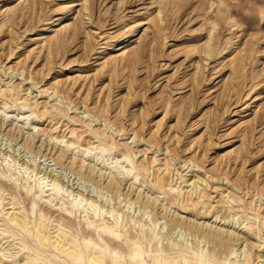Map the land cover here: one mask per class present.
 Here are the masks:
<instances>
[{"label":"rangeland","instance_id":"obj_1","mask_svg":"<svg viewBox=\"0 0 264 264\" xmlns=\"http://www.w3.org/2000/svg\"><path fill=\"white\" fill-rule=\"evenodd\" d=\"M62 232L264 264V0H0V264H71Z\"/></svg>","mask_w":264,"mask_h":264},{"label":"bare ground","instance_id":"obj_2","mask_svg":"<svg viewBox=\"0 0 264 264\" xmlns=\"http://www.w3.org/2000/svg\"><path fill=\"white\" fill-rule=\"evenodd\" d=\"M55 188V187H54ZM17 219V218H16ZM107 227V226H106ZM109 230H112L113 226L107 227ZM62 231V230H61ZM102 231V230H101ZM108 232V230H107ZM62 236L60 235L59 240L62 242V247L64 249L65 254L71 261V264H81L80 256L77 252V246L74 240L67 239L68 236H65L64 232H62ZM108 234V233H107ZM214 236H218L215 234ZM84 246L86 249V263L87 264H104V257L106 254H103L99 248L91 247V240L84 239ZM113 260L119 259V255L112 254Z\"/></svg>","mask_w":264,"mask_h":264}]
</instances>
